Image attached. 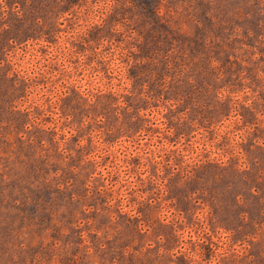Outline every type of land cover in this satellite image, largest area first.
Segmentation results:
<instances>
[{"label":"rangeland","instance_id":"374dc122","mask_svg":"<svg viewBox=\"0 0 264 264\" xmlns=\"http://www.w3.org/2000/svg\"><path fill=\"white\" fill-rule=\"evenodd\" d=\"M0 264H264V0H0Z\"/></svg>","mask_w":264,"mask_h":264}]
</instances>
